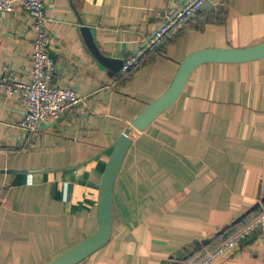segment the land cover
<instances>
[{
	"label": "crops",
	"instance_id": "crops-1",
	"mask_svg": "<svg viewBox=\"0 0 264 264\" xmlns=\"http://www.w3.org/2000/svg\"><path fill=\"white\" fill-rule=\"evenodd\" d=\"M22 1L0 14V75L27 82L35 31ZM189 1L44 0L54 84L83 100L61 122L30 132L20 126L18 97L0 88V264H47L97 230L114 143L168 90L186 57L264 41V0H218L143 54L122 83L121 70L110 76L81 32L89 26L103 54L125 60ZM130 137L111 237L77 264H182L198 250L202 256L221 228L262 205L264 57L200 64L174 104ZM262 237L257 232L224 264H264Z\"/></svg>",
	"mask_w": 264,
	"mask_h": 264
},
{
	"label": "built area",
	"instance_id": "built-area-1",
	"mask_svg": "<svg viewBox=\"0 0 264 264\" xmlns=\"http://www.w3.org/2000/svg\"><path fill=\"white\" fill-rule=\"evenodd\" d=\"M208 0H190L176 16H166L163 26L146 42L137 54L124 60L121 73L128 74L140 65L142 55L148 50L159 47L166 37L189 20ZM22 6L33 19L35 39L31 55V79L21 82L5 73L0 75V88L5 96H17L25 110L20 126L30 132L40 130L41 123L57 120L71 106L83 98L71 87H60L54 84L55 61L50 57L51 37L47 28L48 17L44 0H23ZM13 0H0V14L13 12ZM259 232L263 237L258 242L264 250V207L254 217L235 228L220 243L189 264H224L242 244L251 240Z\"/></svg>",
	"mask_w": 264,
	"mask_h": 264
},
{
	"label": "water",
	"instance_id": "water-1",
	"mask_svg": "<svg viewBox=\"0 0 264 264\" xmlns=\"http://www.w3.org/2000/svg\"><path fill=\"white\" fill-rule=\"evenodd\" d=\"M217 2L218 0L206 1L203 6L193 14V16L206 9H210L213 4ZM188 3L189 2H187V4ZM181 9L177 10L175 14H173L172 18L176 16ZM163 25L164 24H162L160 28ZM81 32L91 52L102 64L108 68V74L110 76H114L116 73H118L123 66L124 60L103 54V52L97 46L92 34V30L89 26L83 25L81 27ZM154 34L149 37L148 41L154 36ZM146 42L147 41L141 44L140 48L136 50L135 54L139 51V49L145 46ZM49 54L50 57L55 61L56 55L52 51H50ZM262 57H264V41L259 44L244 48H205L193 52L188 57H186L181 63L179 70L168 90L159 98L150 103L144 109V111L131 122L130 126L124 130V132L114 143V149L103 173L100 185L99 225L97 230L87 238L83 239L82 241L67 249L65 252L58 255L47 264H77L109 241L112 234L114 186L121 166L125 160L126 154L132 143V139L130 137L131 131L133 129L138 131L144 130L163 111L173 105L184 90L192 71L197 66L210 62L240 63L260 59ZM68 109L69 108H67L66 112L57 120H53L49 123H41L40 128L47 129L64 120ZM262 203H264V198ZM260 206L261 204L258 203L256 208ZM244 218L245 216L234 221L232 224L224 226L216 233L215 237L220 235H223L224 238L227 237L229 235L230 228L240 223ZM212 239L213 238H207L195 243L197 246L201 247L203 245H208L210 242H212Z\"/></svg>",
	"mask_w": 264,
	"mask_h": 264
},
{
	"label": "trees",
	"instance_id": "trees-1",
	"mask_svg": "<svg viewBox=\"0 0 264 264\" xmlns=\"http://www.w3.org/2000/svg\"><path fill=\"white\" fill-rule=\"evenodd\" d=\"M135 71H132L128 74H124L120 77V82H124L128 79L131 78L132 74L134 73ZM264 207V203H262V205L256 209H254L253 211H250L246 216L245 218L240 222L238 223L237 225H234L230 228L229 232H232L235 228H237L238 226H241L243 225L244 223H246L248 220H250L252 217H254L257 213L260 212V210ZM224 238L223 235H220V236H217L214 238V241L212 244H210V246H213V245H216L218 244L222 239ZM202 254V252H200L199 250L197 252H194L192 255L188 256L186 259H184L185 261L182 263V264H187L189 263L190 261H193L195 259H197V257H199L200 255Z\"/></svg>",
	"mask_w": 264,
	"mask_h": 264
}]
</instances>
